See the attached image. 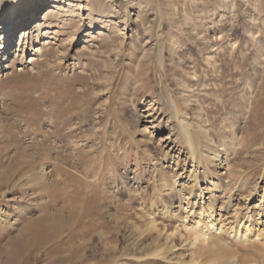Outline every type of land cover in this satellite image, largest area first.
Masks as SVG:
<instances>
[{
  "label": "rangeland",
  "instance_id": "rangeland-1",
  "mask_svg": "<svg viewBox=\"0 0 264 264\" xmlns=\"http://www.w3.org/2000/svg\"><path fill=\"white\" fill-rule=\"evenodd\" d=\"M67 4L69 27L48 19L54 34L0 74V264L17 246L11 264H225L205 248L214 232L224 260L262 264L264 0ZM87 32L108 43H83ZM167 135L176 177L162 169ZM72 211L76 232L29 234Z\"/></svg>",
  "mask_w": 264,
  "mask_h": 264
},
{
  "label": "bare ground",
  "instance_id": "bare-ground-1",
  "mask_svg": "<svg viewBox=\"0 0 264 264\" xmlns=\"http://www.w3.org/2000/svg\"><path fill=\"white\" fill-rule=\"evenodd\" d=\"M68 1L69 0H29L28 2L26 1V3H23V4L21 3L22 6L19 7V3H18L17 0H0V74L3 73L5 71V68L15 60V58L17 56V51L18 52L20 51L21 54L19 56L21 58H23V56H24L23 54H24V52L26 50L30 51V47H29L30 46V43H29V41L31 39H33L36 43H39L40 41H45L47 38L50 37L51 34H54V33L51 32V30H54V29L58 28L57 27L58 25H54V24H50V23H48L49 25H47V22H49L50 19H54L55 21L58 22V24H63L62 25L63 27L64 26H66V28L69 27V25H68L69 23H65V21L63 22V20L60 21L58 19V17H57L58 15L60 16V13L67 12L68 11V8H69L68 6H70V4H67ZM137 18L135 19V21H137ZM55 26H56V28H55ZM62 26L60 28H62ZM98 35L99 34L95 35V33L87 32L84 35V39H86V38H88V39H87V41H82V42L83 43L90 44L89 42H92L95 39L97 42H100L101 44H104L105 42L108 41V40L105 41L103 38H98L97 37ZM15 37H16V41L17 42L15 41ZM36 46H37V44H36ZM148 50L150 51V49H148ZM151 50H153V49H151ZM32 51L35 54H32V57H30V61L28 62V64L35 65L34 63H38L40 61L41 57H42L41 48L33 49ZM106 52L108 53V51H106ZM151 52H154V50L151 51ZM150 55H152V54H150ZM158 55H159V53H158ZM158 55H154L153 56V62L158 61ZM120 57H121V55H120ZM120 57H119V59H120ZM144 57H145V59L147 58V56H144ZM114 60H117V59H114ZM42 61L43 60L41 59V62ZM120 63L121 62H119L117 64V66L115 67V69L113 71L111 70L113 72V75H112L111 78L114 79L115 76L117 75V73L119 72V70L121 68L120 67ZM148 66H149V64L147 63V67ZM18 70L19 71H23L24 69H23L22 66H20ZM147 116H150V118L153 119V117H151V115L147 114ZM152 122L154 123V122H157V121L156 120L154 121V119H153ZM182 131H183V133H182L183 136H185L186 133L188 132V130L184 129V127L182 128ZM144 132H147L146 129L144 130ZM178 136H179V133L176 135V138L173 137V136H171V137L175 138V140H176L178 138ZM169 137L170 136L167 135V137L164 139V141L162 143V146L164 147V149H166V152L164 151L165 152V156L163 157L164 158V161H163L164 166H162V169L164 168L163 169L164 171L165 170H169L172 173V175L174 177H176V175L177 176L179 175L177 172H178V167H180V162H179V160H180V157H179L180 154L178 152L179 150H176L177 149V146H175V142H174L175 140L172 139V138H169ZM188 146H190L191 155L193 156V154H194V147L192 146L191 143L188 144ZM177 152H178V154H177ZM215 157H218V156H215ZM184 160L182 159V161H184ZM224 161H227V158H225ZM172 165H174V167H175L174 169H173ZM219 165H221V164H219ZM158 166L160 167V165H158ZM184 170H185V168H183V171ZM227 175L230 176V173H227ZM181 176L183 177L182 174H180V177ZM202 176L204 177V179L201 178L199 180V182H198L200 184V188L198 187V185H196L194 183L195 184L194 189H196V191H198V193L201 196H202V191L203 190L208 191L207 187H209V183H210V186H212L211 185V180L208 179L209 177L207 178L204 175H202ZM134 177L135 176H132V177L128 178V181H129V183L132 182V184H135L138 187V185L140 184V181L134 179ZM54 179H56V178H54ZM54 181L55 180L52 181V185H56L57 184V181L56 182H54ZM208 181H210V182H208ZM201 186H204V189H202ZM263 189H264V186L261 188V190L263 191ZM212 191H214V190L211 189V191H210L211 194H212ZM189 193H191V192H189ZM263 194H264V192H263ZM259 196H261V195H259ZM184 198L185 197L183 196V198H181V201L178 202L179 203L178 207L180 209L182 208V205L181 204H182L183 200H185ZM263 199H264V197L261 196V200H263ZM89 200H90V198H89ZM89 200H87V202ZM92 201H94V200H92ZM187 201H188V199H187ZM260 202H262V201H260ZM95 203H98V202H95ZM101 204H102V202L100 201L99 202V207H100ZM85 205H87V204H85ZM94 205H92V206H94ZM169 205H171V204H169ZM186 205H187L186 207H188L189 202H187ZM209 206L210 207H208V211H210V212L208 213L207 218H210L212 216L213 212H214L213 211L214 208H212L211 205H209ZM167 207H168V205H167ZM261 207H262L261 208L262 211H259V212H261L260 215H262L263 218H264V204ZM68 211H70V210H68ZM67 213H69V212H67ZM100 214L101 213H99V216H100ZM79 217H80V215L78 213H75L74 211L70 212L67 217H65L63 214L46 216V217H44L43 220L37 222L36 225L35 224L32 225V229L31 230H33V233L30 231L29 234L34 237V240H36V242H37V239L40 240V241H42L41 238H39L42 235L45 236V237H48L49 238V241L51 240V242H52V239L54 237H57L59 233H62V231H68L69 232V230H70V232H72V231L74 232L75 229H71V228L73 227V225H75V222H78L79 220H81L83 218L82 215H81L82 218L80 217L81 219L78 220ZM251 220H253V219L251 218ZM258 222L259 221H256V223H258ZM33 223H36V222H33ZM208 227H211V226H208ZM25 231L27 233V230H25ZM251 233H252V231H251ZM250 235H252V234H250ZM70 236H72V235L70 234ZM209 237H210V242L208 243V245L205 248H207V250H211L212 254L215 256V258L217 257L220 260V262H224L225 264H244V262H246V263L248 262L249 259L247 260L246 257H244V256L243 257H241V256L237 257L236 255H234V253L232 251H229V250H228V255H226V256H229V257H227V259L224 260V258H225L224 251H226L227 249L224 246L219 245L220 243L218 244L216 242V239H219L220 238V240H221L222 238L220 236H218L215 232L214 233H211V235ZM244 242L245 241H243V243ZM32 243H33V241H32ZM243 243H241V244H243ZM19 244H20V242H19ZM205 244H207V243H205ZM17 247H13L9 251V254H8L7 258H6L5 264H11L12 262H14L15 259H18L17 257H19V254H20L19 252H21V250H19V247L18 248ZM259 253H261V252H259ZM253 255H254L255 258H257V256L255 255V253ZM258 255H260V254H258ZM260 256L264 260V256H262V255H260ZM240 260H241V263H240ZM243 260H246V261H243ZM251 262H254V264H258L259 263V260L258 259L256 261L255 260L254 261L252 260ZM262 264H264V262Z\"/></svg>",
  "mask_w": 264,
  "mask_h": 264
}]
</instances>
